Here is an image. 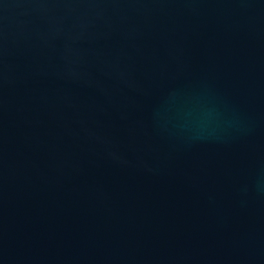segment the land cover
Listing matches in <instances>:
<instances>
[{"label":"water","instance_id":"95a60500","mask_svg":"<svg viewBox=\"0 0 264 264\" xmlns=\"http://www.w3.org/2000/svg\"><path fill=\"white\" fill-rule=\"evenodd\" d=\"M0 264H264V0H0Z\"/></svg>","mask_w":264,"mask_h":264}]
</instances>
